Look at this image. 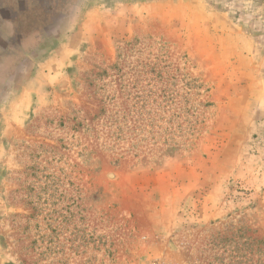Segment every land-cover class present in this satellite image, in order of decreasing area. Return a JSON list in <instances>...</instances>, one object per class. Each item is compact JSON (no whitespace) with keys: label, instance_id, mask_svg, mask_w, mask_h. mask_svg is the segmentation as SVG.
<instances>
[{"label":"rangeland","instance_id":"1","mask_svg":"<svg viewBox=\"0 0 264 264\" xmlns=\"http://www.w3.org/2000/svg\"><path fill=\"white\" fill-rule=\"evenodd\" d=\"M37 11L0 95V264H264V0Z\"/></svg>","mask_w":264,"mask_h":264},{"label":"crops","instance_id":"2","mask_svg":"<svg viewBox=\"0 0 264 264\" xmlns=\"http://www.w3.org/2000/svg\"><path fill=\"white\" fill-rule=\"evenodd\" d=\"M32 8L41 16V0H0V95L12 77L13 65L27 61L30 50L41 47V23L35 27L30 21ZM24 29L37 34L19 35Z\"/></svg>","mask_w":264,"mask_h":264}]
</instances>
